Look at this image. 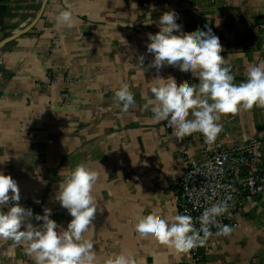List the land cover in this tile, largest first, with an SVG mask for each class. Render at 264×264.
<instances>
[{"label": "crops", "instance_id": "obj_1", "mask_svg": "<svg viewBox=\"0 0 264 264\" xmlns=\"http://www.w3.org/2000/svg\"><path fill=\"white\" fill-rule=\"evenodd\" d=\"M44 2L0 0V40L29 27ZM69 8L73 26L58 25L55 16ZM173 10L183 32L219 34L237 84L250 65L264 63V0H47L37 24L0 51V171L17 181L22 206L35 214L50 208L66 228L72 217L56 199L59 183L81 163L95 170L98 211L84 237L100 264L122 250L136 264H192L189 252L135 231L148 214H179L177 180L203 149L202 134L177 140L144 107L157 76L198 84L175 67H150L149 34ZM122 83L136 101L127 112L114 95ZM220 123L228 147L264 138V107L241 108ZM237 217L236 230L201 246L205 264H264V193L246 198ZM26 247L0 239V264H35Z\"/></svg>", "mask_w": 264, "mask_h": 264}, {"label": "clouds", "instance_id": "obj_2", "mask_svg": "<svg viewBox=\"0 0 264 264\" xmlns=\"http://www.w3.org/2000/svg\"><path fill=\"white\" fill-rule=\"evenodd\" d=\"M177 20L174 10L167 11L159 18V31L149 34L147 52L154 56L150 67L157 71L165 66L175 67L184 75L193 74L198 84L180 85L172 76H157L151 87L152 97L146 94L143 97L144 107L147 110L151 106L157 122L167 121L177 140L199 133L211 150L223 130L222 115L235 114L241 108L264 107V63L250 65L247 79L237 84L231 66L220 55L223 48L212 29L185 33ZM55 21L71 28L74 21L70 8L59 11ZM138 60L143 65L144 56L140 55ZM114 95L124 112L136 103L127 83H122ZM98 179L95 170L81 163L59 183L56 199L72 217L65 228L51 218L50 208L45 207L43 214H35L31 208L22 206L17 181L0 171V239L26 245V252L34 257L35 264H100L94 243L84 237L98 211L94 191ZM231 199L228 195L205 208L195 222L187 212L171 219L148 214L138 220L135 231L142 238L155 239L178 253H188L213 235L212 227L217 229L216 236L231 233V227L218 220L229 212ZM33 220L42 223L34 224ZM104 264H136V259L122 250L108 257Z\"/></svg>", "mask_w": 264, "mask_h": 264}, {"label": "built area", "instance_id": "obj_3", "mask_svg": "<svg viewBox=\"0 0 264 264\" xmlns=\"http://www.w3.org/2000/svg\"><path fill=\"white\" fill-rule=\"evenodd\" d=\"M213 32L219 37L217 32ZM201 153L200 157L186 159V170L177 180L179 214L187 212L195 222V218L199 217L205 208L231 195L229 212L218 217V220L230 226L232 231L236 230L237 214L244 207L246 198H255L264 193V138H250L243 144L231 147L217 138L211 150L203 142ZM199 226L196 222V227ZM216 231L217 229L212 227L213 235L210 237H225L216 236ZM189 254L192 264H205L201 246L192 249Z\"/></svg>", "mask_w": 264, "mask_h": 264}, {"label": "water", "instance_id": "obj_4", "mask_svg": "<svg viewBox=\"0 0 264 264\" xmlns=\"http://www.w3.org/2000/svg\"><path fill=\"white\" fill-rule=\"evenodd\" d=\"M46 3H47V0H45V2H44L43 8H42V12L40 13V15L36 18V20H34V22H33L29 27H27L26 29H24V30H22V31H20V32H18V33H16V34L13 35V36L6 37V38L0 40V51H1V50H2V49H3L8 43L12 42L13 40H15L16 38L20 37L21 35H23V34L29 32V31H30V30H31V29L37 24V22H38L39 19L41 18V15H42L43 10H44V8H45V6H46Z\"/></svg>", "mask_w": 264, "mask_h": 264}]
</instances>
